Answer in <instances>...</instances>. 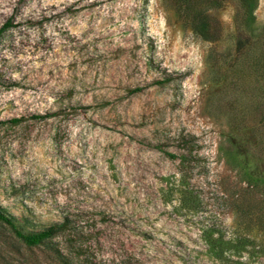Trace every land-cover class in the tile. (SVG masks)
I'll return each instance as SVG.
<instances>
[{
    "label": "rangeland",
    "instance_id": "rangeland-1",
    "mask_svg": "<svg viewBox=\"0 0 264 264\" xmlns=\"http://www.w3.org/2000/svg\"><path fill=\"white\" fill-rule=\"evenodd\" d=\"M237 6L0 0V119L18 118L0 122V211L16 229L67 215L79 264H264V0L242 29ZM12 228L0 264H62Z\"/></svg>",
    "mask_w": 264,
    "mask_h": 264
},
{
    "label": "trees",
    "instance_id": "trees-1",
    "mask_svg": "<svg viewBox=\"0 0 264 264\" xmlns=\"http://www.w3.org/2000/svg\"><path fill=\"white\" fill-rule=\"evenodd\" d=\"M256 5V0H238V6H237V23L241 27L244 22H248L251 15L254 6ZM10 19H7L2 25L0 26V33L4 31L7 27L10 25ZM237 46L240 47L243 44V39L237 40ZM34 116H40L39 114H35ZM18 118H10L7 120L0 119V122H17ZM169 154V153H168ZM173 156V154H171ZM0 220L3 222H6L10 224L13 228L14 234L26 245H34V244H40V243H49L51 246H49V249L53 251V254L56 256V258L62 263V264H79L77 263L78 258V247L79 245H75L74 242L69 239V236L73 233L74 226L72 224V221L69 219V217L66 215L63 217L62 220L54 222L47 227L39 230H33L31 232H21L18 229H16L12 219L7 216L6 214H3L0 211ZM57 236H64L66 237V244L64 247H59L58 242H51L52 238ZM77 255V256H76ZM85 264H94L92 261H87Z\"/></svg>",
    "mask_w": 264,
    "mask_h": 264
}]
</instances>
